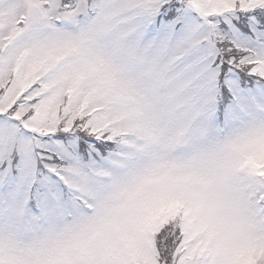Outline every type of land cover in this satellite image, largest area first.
I'll use <instances>...</instances> for the list:
<instances>
[{
    "label": "snow or ice",
    "instance_id": "6c2138e0",
    "mask_svg": "<svg viewBox=\"0 0 264 264\" xmlns=\"http://www.w3.org/2000/svg\"><path fill=\"white\" fill-rule=\"evenodd\" d=\"M0 264H264V0H0Z\"/></svg>",
    "mask_w": 264,
    "mask_h": 264
}]
</instances>
